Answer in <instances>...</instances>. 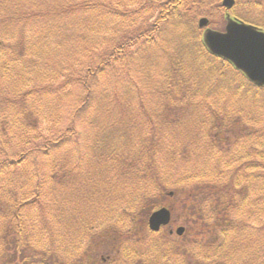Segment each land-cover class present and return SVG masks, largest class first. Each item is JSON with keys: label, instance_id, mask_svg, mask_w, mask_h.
<instances>
[{"label": "trees", "instance_id": "trees-1", "mask_svg": "<svg viewBox=\"0 0 264 264\" xmlns=\"http://www.w3.org/2000/svg\"><path fill=\"white\" fill-rule=\"evenodd\" d=\"M13 1L0 0V90L12 94H0V264H264V86L204 44L198 13L212 1L134 0L139 6L129 11L116 9L109 0H63L59 9L45 10L39 1L31 17L7 5ZM98 11L95 22L91 18ZM131 15L149 19L128 35H108L101 47L84 44L98 30L99 20L106 29L116 18ZM53 16L73 19L82 30L62 41ZM77 36L83 41L79 52L77 47L67 52L63 44ZM60 51L71 57L60 58ZM160 74L165 90L147 92ZM145 92L160 100L157 106L168 101L182 110L148 111L142 102ZM193 99L206 104L197 106L198 120L189 126L182 122L175 137L163 132L161 125L175 127L185 119L186 102ZM124 100L141 101L142 113L123 111ZM222 100L237 106L224 107ZM138 116L158 131L144 133L139 157L145 161L128 168L139 158L130 161L120 140L130 144L124 135L131 133L128 125ZM94 117L109 121L112 132L93 127ZM119 119L123 125L116 124ZM84 133L86 139L92 134L98 139L108 174L120 171V181L126 179L118 190L122 196L118 192L114 197L122 202L97 219L80 218L75 226L81 231L75 233V227L70 229L77 219L73 207L88 211L99 186L92 184L98 174L105 176L86 158L96 142H82ZM57 152L61 157H53ZM51 158L55 167H47ZM62 181L67 184L63 190ZM126 185L131 190L140 185L136 189L142 196H133ZM48 187L58 189L57 205L48 197ZM180 192L192 235L210 236L208 241L187 243V226L181 237H173L167 227L149 230L151 213L161 206L173 213ZM75 194L81 195V204ZM125 201L128 207L122 206ZM111 212L112 218L104 217ZM58 215L60 221L72 219L66 229L60 223L59 244L52 248L53 217ZM40 218L45 221L39 228ZM100 231L103 237L97 238Z\"/></svg>", "mask_w": 264, "mask_h": 264}, {"label": "rangeland", "instance_id": "rangeland-1", "mask_svg": "<svg viewBox=\"0 0 264 264\" xmlns=\"http://www.w3.org/2000/svg\"><path fill=\"white\" fill-rule=\"evenodd\" d=\"M39 1L41 2L40 3V7H41L40 9L43 8L44 10H45V8L46 9H52V8L59 9V6L61 5V3H63V0H14L13 2H9L7 5L11 4V8L13 10L16 9V11L18 13H20L22 15L26 14V16L31 17L33 10L37 11V9H33V8H37L36 3ZM262 1H264V0H238L237 4H236L237 7H235L233 10H234L235 14H237L241 17H247L249 20L264 24V7H262L263 4L256 5L258 2H262ZM109 2H111L114 7H115V5L118 6L117 8L115 7L116 9H124V11H129L130 9L136 8L139 6V4L135 3L134 0H109ZM218 2H219V0H218ZM198 14L208 15L212 19V25L216 28H222L224 26L225 22H224V19L222 17V15L224 13H222L218 16L217 15L213 16V15H209L210 14L209 11L204 10L203 12H199ZM132 16H134V17H132ZM53 17L54 18H52L51 20H55L54 23H56V24L54 27H55V30L57 33L59 31L61 32L62 41L65 39V37L69 38V36L76 35L77 33H79L82 30V26L76 25V21L73 19L69 20V19H66V17H61V16H57V17L53 16ZM99 18H100V15H99V11H98L97 13L94 14V16L91 18V20L96 22ZM148 19L146 18L144 20V17H138L137 15L127 16L126 18L119 17V18H116L115 20H113L114 22L110 26H108V25L105 26V27H107L106 29L102 28L103 27L102 25L104 24V22L99 20L98 30L96 32H93L92 35H89L84 44L85 45H96L98 47H101L102 43L105 40H107L108 35H111L113 39L115 37L121 36L124 33H127V35H128L129 32L133 31L134 29H137V30L140 29L143 25H145V23H147L146 21ZM127 21H134V23H131V24H129L130 26H128ZM126 27H127V29H129V31H125ZM112 29L113 30L115 29V32H113L111 34H107L108 30L111 31ZM104 30L106 31V33H103ZM133 32H135V30ZM9 36H11V35L9 34ZM78 38L79 37L77 36V37H74V40L67 39L65 41V43L63 44L64 49L67 52L71 53L73 48L77 47V52H79V50H80V48H78L79 43L82 44L83 41H82V39L80 41H78ZM76 40L78 42H76ZM53 41L55 44H57L56 37ZM40 43L43 45L42 42H40ZM52 54L53 53L51 52V53H49L48 56L50 57V56H52ZM85 55L86 54H83L82 56H85ZM59 56H63L60 58H66V59L71 57L68 53L64 54V51H60ZM92 56H95V53L88 54L89 58ZM14 78H16V77H14ZM17 78H19L20 81H23V79L21 77H17ZM164 83H165L164 79L160 74L159 77H156L155 79H153L149 83V85L147 86V88H145V90L147 89V92L153 91L154 94L159 93L162 89L165 90V88H163ZM1 93H4V97H6V98L12 97V94H10V96L8 94H6V93H10L8 91H1L0 90V94ZM144 94H145L146 100H144L142 102L145 104V105L144 104L143 105L147 108L148 111L155 108L158 110H164V113L166 114L167 112H179L180 110H182V108H179L176 105L172 106V103L168 102V101H165V106H163V107L157 106V102H159L160 100H158V101L152 100V98L146 92ZM169 94H170V91H169ZM124 101H125L126 106L124 104H122L124 106V107H121L123 111L130 112L131 114H135L136 112L142 113V109L140 106L141 101H138V102H135V101L132 102L131 100H124ZM186 103H187L186 106H188V112L184 116L185 119H182L179 122H177L176 123L177 125H175V127H166V126L161 125V128H163V130H164L163 132L167 133L170 136L175 137V134L173 133V131H177L176 128L182 122L185 125L187 124V126H189V121L195 122L196 120H198L196 117V116H198L197 106L198 105H206L204 103L199 104V101L197 99L190 100V102H186ZM221 104L227 108L228 107L233 108V107L237 106L236 102H228V101L225 102L224 100L221 101ZM0 122H1V120H0ZM92 122H93V127L99 128L101 130H103V129L108 130V131L111 130V132H112V129L110 128L111 123L109 121H108V123L106 120H105V123L104 122H98V119L94 117L92 119ZM92 122H91V124H92ZM126 122L128 123L129 119ZM116 124L117 125H123V120L122 119L117 120ZM82 125L83 124L81 123L79 128L83 130ZM128 126L131 129L130 130L131 133L124 135L125 136L124 138L130 144L125 143L124 140L121 139L120 145L123 149L122 148H120V149L128 152V153H124V151H123V153L126 154L127 157H131L130 161H132L133 159L139 158V161H138V159L136 160L137 162H132V164H126V167H128V168L129 167L130 168H137V166L142 165L141 163H144V161H145V159L142 158V155L139 157L140 149H141L140 144H141V142L144 141V139H143L144 133H148V135L151 136L152 133L156 134L158 129H156V127H152L151 123L147 120V118H144L143 116H138V117L131 119V123ZM84 128L88 129L87 127H84ZM198 128H200V127L198 126ZM155 129H156V132H155ZM96 130L97 129H95V133H96ZM86 137H87V134L84 133L81 141L82 142L83 141H85V142L91 141L93 143L96 142V146H94L93 149L90 148V150L86 153V158H90L92 165L96 164L98 166V168H97L98 171H100V170L105 171V176L104 175L99 176V174H98L97 181L93 182V184H92L93 186H98V185L99 186H98V188H96V190H95L96 192H94L95 194L94 193L91 194V195L94 194L93 205L91 206V208L88 211H83V208H82V211L79 212L78 210L75 209V207H73L74 210H72L71 213L73 215L77 214V216H76L77 219L72 224H70V229L73 230L75 227V229H74L75 233L81 231L80 228H79L80 230H78V229H76V226H75L77 221L80 218L82 221H85V216H91L93 219H97L98 217H100V216L108 213L109 211H111L112 206L114 204H116V206H117V204L122 202V197L119 199L118 203L115 201L114 197L118 198L116 196L118 194V192H119L120 196H122L121 192L118 190L121 188L122 182H124V180L126 179L125 176L124 177L121 176L122 182L120 181V176H119L120 171H117V172L115 171L112 174H108V168L109 167H108V163L106 161L107 159L100 155L101 154V150H100L101 146H99L98 139L93 134L90 137H88L87 139H86ZM113 137L116 138L114 135H113ZM156 139H157V141H159L158 138H156ZM103 143H104V139H103ZM13 149H15V147H13ZM180 149L182 150L183 146ZM70 151H71V148H70ZM135 153H137V154H135ZM63 155L66 156L65 153H63ZM53 157H61V153H59V152L54 153ZM49 160L50 161L48 162L47 167H52V166L55 167V162H54L53 158H51ZM70 160H72V161L76 160V156H71ZM112 167L120 168V167H124V164H121V166H119V167H117V166H112ZM90 169L92 170V168H90ZM101 183H103V186L101 185ZM60 185H61L60 189L63 190V187L66 186L67 184L62 181V184H60ZM131 187H132V185H126L127 189H130ZM100 188L103 189L105 192L102 191ZM136 188H140V185L137 186ZM136 188L135 189L132 188V190L130 189L132 191L131 193H133V196L136 195V197H138L139 194L142 196V192L137 190ZM99 190L102 194H97V192H99ZM91 192L92 191H90L89 193H91ZM47 193H48V197H50L52 200L57 201V203L55 204V205H57L59 202L58 196H57L58 189L53 190L52 187H48ZM125 198L128 199V197H125ZM183 199H184V193L180 192L178 199L177 200L175 199L173 202V221H172L171 226L167 227V229H168L167 232L169 233L171 227L174 228V230H176L178 226H184L185 225L189 228V232L191 233L186 237L187 243L192 244V243H196L199 240H201V242L208 241L210 236H207V237L201 236V237H198V239H197V238H195V236L192 235V231L190 229L189 221L187 222L183 218V215H186L185 214L186 208L183 207V203H184ZM74 200L80 202V204H81V200H82L81 195L75 194ZM164 202H166V200ZM177 203H179V204H177ZM168 204H169V201H168ZM45 205L49 209H51L50 205H48L47 203H45ZM55 205H52V206H55ZM84 206L87 208L89 205L85 204ZM122 206L128 207L129 205L125 201V202H123ZM127 207H123V209H126ZM54 212H56V211H54ZM52 214L56 215L58 213H52ZM113 215H114V212L113 213L111 212L110 214H107V216H104V217L105 218H112ZM53 218H54V222H56L55 231H54V241H53L54 243L52 245L47 244L48 247L51 246L52 248H53L54 244L55 245L59 244L57 242V237L59 235L58 228H60V223L64 222V224H65L64 227L66 229L67 222H70V220L72 219L71 216H66V219L69 221L66 222L64 219L60 221L59 215L54 216ZM43 221H45V219L40 218V220H38L37 225H39V228L44 225ZM58 222H59V225L57 227ZM108 223L109 222H107V224ZM186 224H189V225H186ZM77 225H79V223ZM102 232L103 231L97 232L96 237L102 238L103 237ZM99 234H100V236H99ZM65 236L66 235H65V230H64L63 231V237L65 238ZM172 236L178 237L176 233L172 234ZM179 237H181V236H179ZM14 240H15V237H14ZM181 240H184V239L182 238Z\"/></svg>", "mask_w": 264, "mask_h": 264}, {"label": "water", "instance_id": "water-1", "mask_svg": "<svg viewBox=\"0 0 264 264\" xmlns=\"http://www.w3.org/2000/svg\"><path fill=\"white\" fill-rule=\"evenodd\" d=\"M233 0H225L224 5L231 7ZM207 18L200 20V26H207ZM204 40L208 48L216 55L231 60L238 69L243 70L247 76L258 85H264V32L254 26L238 24L231 18L225 31L207 28ZM171 212L163 207L155 211L150 217L151 229L157 231L161 225L170 222ZM183 228L178 233H183Z\"/></svg>", "mask_w": 264, "mask_h": 264}]
</instances>
